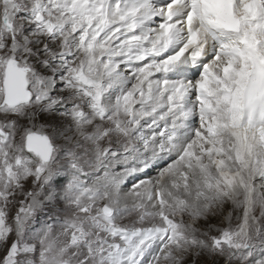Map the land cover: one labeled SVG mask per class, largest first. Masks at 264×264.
Returning <instances> with one entry per match:
<instances>
[{"label":"snow or ice","instance_id":"snow-or-ice-1","mask_svg":"<svg viewBox=\"0 0 264 264\" xmlns=\"http://www.w3.org/2000/svg\"><path fill=\"white\" fill-rule=\"evenodd\" d=\"M0 264H264V0H0Z\"/></svg>","mask_w":264,"mask_h":264}]
</instances>
